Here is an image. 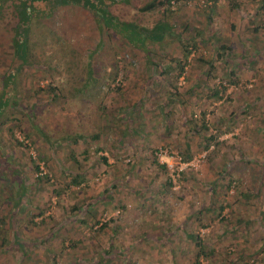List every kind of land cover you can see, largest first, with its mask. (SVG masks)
Wrapping results in <instances>:
<instances>
[{
    "label": "rangeland",
    "instance_id": "rangeland-1",
    "mask_svg": "<svg viewBox=\"0 0 264 264\" xmlns=\"http://www.w3.org/2000/svg\"><path fill=\"white\" fill-rule=\"evenodd\" d=\"M149 1L106 8L173 28L143 49L71 3L51 18L39 6L25 47L13 7L0 10V264H264V53L230 79L214 51L239 55L238 38L264 49V0L139 14ZM196 237L213 255L196 259Z\"/></svg>",
    "mask_w": 264,
    "mask_h": 264
},
{
    "label": "trees",
    "instance_id": "trees-1",
    "mask_svg": "<svg viewBox=\"0 0 264 264\" xmlns=\"http://www.w3.org/2000/svg\"><path fill=\"white\" fill-rule=\"evenodd\" d=\"M38 1L40 3L39 4L40 10L37 12L35 10H31L30 6L25 4L24 0H0V10L5 9V7H7L9 3V6L13 7L14 9L13 11L14 16L17 17L18 19L16 26L11 31L15 32V34L17 35L21 33L20 34L21 38L19 39L17 37L15 38L12 37V42L20 41V44L23 43V45L26 47V44L28 41L26 37V35L28 34L27 27H29L28 24L30 20H32L34 17L37 16L36 12L40 15V17H44V18L50 17L51 18L53 14L58 10L59 6L68 5L70 3L78 4L82 8L86 9L89 12V14L94 18L96 24L99 27H106V28L109 27L108 29L112 30L114 33L116 32L118 35L123 37V39L127 43H129V45L133 47H139L143 49V47L146 46L145 44L146 41H150L151 43L161 42L164 39L166 33L168 32L171 35L170 30H173V28L169 26V24L163 21H160V20L153 26L152 29H148L145 27H140L130 21H127V22L122 21L118 17L109 13L108 11L106 12V8L109 5L115 4L117 1L118 2L123 1V3H126L128 0H38ZM174 1H179V0H151L147 2L146 4H144L142 7H140V9H138L137 11L141 15H146L160 8V10H162L164 15L166 16V12H170L169 8L171 4L175 3ZM206 1H207L206 8L211 13L216 11V9L219 7L220 0H206ZM261 5H262L261 8L264 10V4L262 3ZM25 8L27 9V13H24ZM232 8L234 9L235 12L240 14L241 18H244V16L242 15L243 11H241L240 4H233ZM28 15H30L31 17ZM25 31H26V34H25ZM251 31L252 30H250V32ZM183 38L184 40H188L187 36ZM188 38H191L193 40V44L184 43L181 37L177 38V41L180 45L181 54H180V59L177 65L179 68V72L176 78L182 75V73L184 72V68L190 66L191 59H193L192 57L193 53H195L197 49L196 48L197 44L194 42L195 37L190 35L188 36ZM236 44L237 46H239L240 51H241L239 55H235L234 53H232V51L230 50V46L226 47L225 44L223 46L221 45V47H219L218 49L216 47L214 48V51L216 53L218 52L217 53L218 59L221 60V63H222L221 68L224 70V75L226 74L230 79H232V77L234 78V75H235V72L233 71L234 67H236L237 65L239 66L243 63H248L249 67H254L257 62V58L260 56V54L262 55L264 53V49L262 47H258L255 41H253L252 39L246 40V39L238 38ZM14 47L16 49L15 51H16L17 60L19 61V63L17 61H14V63L22 64L23 63L22 56L18 54L20 52V49H22L21 48L22 46L19 45L18 47L17 46H14ZM206 62L208 65H210L211 68H213V64L215 62L213 58ZM208 69H209V66H207L206 70ZM206 70L199 69L200 76L205 75L206 73L208 74L210 69L208 71ZM90 74H91V71L88 73V75ZM115 77H116V73L114 72L112 73V79H115ZM229 82H231V80H229ZM195 85H197V87L202 86L201 83L196 82V81H195ZM223 88L224 87H222L221 92L225 91V88L224 89ZM46 90L53 91L56 89H54V87L52 86H49V88H46ZM184 92H186L187 94H192V91L190 89L186 91L184 90ZM214 93H215L214 95L219 94L217 91H215ZM177 95H178V91L176 90L174 93L172 91L170 93L171 98H177ZM0 107L1 108L3 107L1 101H0ZM0 116H1V111H0ZM203 117H205V114H203ZM201 127L203 128L206 127V122L204 119L201 121ZM192 134L195 136H198L199 131L194 129ZM204 147H205L204 149H207L208 145ZM190 159H191V151L190 149H187L186 160H190ZM105 161L106 160L104 159V162ZM158 166L162 168V170L166 171L167 169V166L165 164L158 165ZM232 181L233 180H231L230 183H232ZM237 181L239 182V180ZM165 185H169V182L166 181ZM98 222L99 220L95 221V223H98ZM14 237L17 238L16 240L19 243V240H18L19 236L15 234ZM24 244L25 246H27L26 243H22L23 246ZM195 244L199 249L198 252L196 253L197 260H199V258L203 256H208L210 254L213 255V253H211L207 248H205V246L198 239V237H196ZM74 246H75V243L72 242L71 247H74ZM23 253L25 254V251H23Z\"/></svg>",
    "mask_w": 264,
    "mask_h": 264
},
{
    "label": "water",
    "instance_id": "water-1",
    "mask_svg": "<svg viewBox=\"0 0 264 264\" xmlns=\"http://www.w3.org/2000/svg\"><path fill=\"white\" fill-rule=\"evenodd\" d=\"M25 4L30 6L31 10H38L39 9V1L38 0H24Z\"/></svg>",
    "mask_w": 264,
    "mask_h": 264
},
{
    "label": "built area",
    "instance_id": "built-area-1",
    "mask_svg": "<svg viewBox=\"0 0 264 264\" xmlns=\"http://www.w3.org/2000/svg\"><path fill=\"white\" fill-rule=\"evenodd\" d=\"M162 153H163L162 151L159 152L160 156H161Z\"/></svg>",
    "mask_w": 264,
    "mask_h": 264
}]
</instances>
